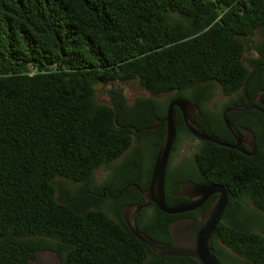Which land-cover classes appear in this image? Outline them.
I'll list each match as a JSON object with an SVG mask.
<instances>
[{
    "label": "trees",
    "instance_id": "obj_1",
    "mask_svg": "<svg viewBox=\"0 0 264 264\" xmlns=\"http://www.w3.org/2000/svg\"><path fill=\"white\" fill-rule=\"evenodd\" d=\"M257 31L264 36V0H0V251L31 237L43 249H74L70 259L80 264H198L160 258L121 218L72 212L56 200L57 187L91 181L135 141L148 143L152 167L163 142L165 127L140 136L135 130L162 120L170 100L140 98L129 106L115 92L112 105L100 104L98 85L132 81L153 95L175 92L202 109L209 85L226 96L243 95L253 73L251 95L264 89L257 61L252 69L244 63V40ZM260 52L264 57V43ZM218 126L229 135L221 118ZM250 129L258 140L254 156L204 143L193 161L197 184L230 190L213 237L222 264H264V233L253 231L264 227V126ZM184 133L181 124L179 141ZM172 189L166 178L168 206ZM141 195L131 194L142 202ZM155 212L157 221L137 224L139 231L171 243L174 216ZM0 264H9L6 252Z\"/></svg>",
    "mask_w": 264,
    "mask_h": 264
},
{
    "label": "flooded vegetation",
    "instance_id": "obj_2",
    "mask_svg": "<svg viewBox=\"0 0 264 264\" xmlns=\"http://www.w3.org/2000/svg\"><path fill=\"white\" fill-rule=\"evenodd\" d=\"M258 32L263 33L262 31H257L256 33ZM254 48L256 50V57L249 59V68L252 69V61H257L254 71L263 69L261 80L264 81V57L261 55L260 45H256ZM219 89L220 87L218 85H209L207 93L204 94L205 97L202 96V109L198 105L192 103L199 108L200 112L196 115H193L192 113L189 118L194 119L198 131L209 136H215L214 132H218L222 135L221 137L224 141H228L225 143L236 145L238 140L226 127L224 114L231 108L249 109L247 111H229L227 118L231 119V125L240 134V148L246 153H252L253 151L257 152L258 140L250 127L264 126L262 122V118H264V89L259 88L258 86L253 94L247 96L245 94H234L231 96L224 95V97L227 98L224 102L214 99V97L217 96L216 93H219ZM176 99H180V97L177 96V93L171 92L168 107L170 103ZM196 112L197 110L195 113ZM175 114L177 122V139L170 155L166 178L168 184L173 186V188H177V191L172 189L168 195L169 207L184 205L189 201L187 197L181 196V187L185 184L196 183L194 180H198V166H196L193 161L197 154H201L203 150H206L204 143H208L196 138L188 130L185 123V117L178 108L175 109ZM166 116L164 118H166ZM220 118L228 130L229 135L220 132V128L218 126ZM160 121V119H157L153 126L159 125ZM181 124H184V127L187 129L189 134L184 133L179 141L178 133L181 131ZM161 127H165L166 129V124ZM161 127L154 131L159 130ZM138 132L139 133H136L138 136L146 133L145 130ZM189 138L195 139L197 144L194 148H192L193 151L191 156L186 157L181 155L179 147L183 141L188 140ZM134 143L136 144H133L132 149L120 157L117 161L99 168L93 174L91 181L77 184L71 182L61 183L57 187L55 195L58 203L64 205L74 213L82 215L92 212L104 213L111 219L121 218L124 221L123 217L130 216L131 214L130 211H128V208L136 206L141 207L144 204V198L141 202L139 198H134L131 194L135 191L141 193V191L144 190L143 187L147 184L149 185L155 163L154 161L151 167V154L147 150L149 147L147 146L148 143L142 142V146H139L137 142ZM200 183L198 182V184ZM213 198H216V196ZM204 205L205 203L192 212L175 215L174 219L169 222L168 228H170L173 223L180 220L198 218L202 216L207 211L203 209ZM156 209L158 208L154 204L142 209L136 216V224L144 227L157 221L159 216L155 212ZM142 211L145 212L142 213ZM224 216L225 213L219 225L224 223ZM26 240L27 241L21 246L7 244V246H5V251L1 250L0 254L6 252L9 264H31L37 260L40 253L50 252L57 254L62 264H80L79 261L70 259L74 249H71L68 246L59 245L58 251H56L50 248H41L44 244H39V242L34 238L29 237ZM50 240L53 241L52 239ZM48 246L51 247L50 245Z\"/></svg>",
    "mask_w": 264,
    "mask_h": 264
},
{
    "label": "water",
    "instance_id": "obj_3",
    "mask_svg": "<svg viewBox=\"0 0 264 264\" xmlns=\"http://www.w3.org/2000/svg\"><path fill=\"white\" fill-rule=\"evenodd\" d=\"M252 75L253 73L250 74L244 85V94L246 96L248 95L247 89ZM176 108L182 112L188 130L196 138L224 148L236 150L246 156H254L256 153L255 151L252 153H246L240 148V134L231 125L227 118L229 111H247L249 109L231 108L224 114L226 127L238 140L236 145H230L216 136H209L198 131L194 119L189 117L192 113L193 115L199 113V108L186 99H176L170 103L166 118L161 120L159 125H155L145 130V132L154 131L166 124L164 139L155 159L150 183L146 189L141 191L145 202L141 207L136 206L128 208V211H130L131 214L130 216H124L123 219L131 234L160 258H190L198 264H222L215 255L213 237L226 208L229 205L230 190L228 187L209 182L185 184L181 187V196L189 199L186 204L169 207L165 200L166 171L172 148L177 139ZM196 110L197 112L195 113ZM116 119L117 115L115 117V123ZM135 132L139 133L137 130H135ZM213 196H216V199L202 216L198 218L183 219L170 226L169 232L172 238L171 243L166 244L157 242L147 234L140 232L137 227L136 216L138 213L142 209L153 204L162 213L175 216L198 209ZM31 264H62V262L57 254L50 252L40 253L37 260Z\"/></svg>",
    "mask_w": 264,
    "mask_h": 264
},
{
    "label": "rangeland",
    "instance_id": "obj_4",
    "mask_svg": "<svg viewBox=\"0 0 264 264\" xmlns=\"http://www.w3.org/2000/svg\"><path fill=\"white\" fill-rule=\"evenodd\" d=\"M245 53H244V63L247 67H250L249 59L256 57V45H262L264 43L263 33H256L253 36H249L245 40ZM115 92H121L122 96L126 99L129 106H132L137 99L140 98H156L162 102H168L171 98V93H165L160 95H153L146 90L142 89L136 82H115L109 85H98L97 86V101L100 104L112 105L115 97ZM216 97L220 102H224L227 98L224 97V94L219 90V93H216ZM169 104V103H166ZM137 142V141H135ZM136 144V143H134ZM197 144V141L193 138L183 141L180 144V153L186 157H190L194 146ZM245 207L249 210L254 209V206L251 203H245ZM253 231L256 233H264V227L254 226Z\"/></svg>",
    "mask_w": 264,
    "mask_h": 264
},
{
    "label": "built area",
    "instance_id": "obj_5",
    "mask_svg": "<svg viewBox=\"0 0 264 264\" xmlns=\"http://www.w3.org/2000/svg\"><path fill=\"white\" fill-rule=\"evenodd\" d=\"M37 73V70L34 67H30L29 74L30 75H35Z\"/></svg>",
    "mask_w": 264,
    "mask_h": 264
}]
</instances>
